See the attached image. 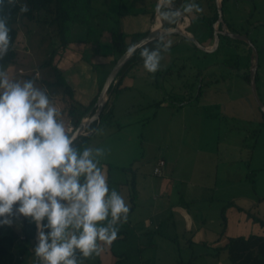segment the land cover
<instances>
[{
	"label": "rangeland",
	"instance_id": "rangeland-1",
	"mask_svg": "<svg viewBox=\"0 0 264 264\" xmlns=\"http://www.w3.org/2000/svg\"><path fill=\"white\" fill-rule=\"evenodd\" d=\"M241 2L246 6L247 16L243 21L239 18V24L232 28L246 35L257 49L256 89L264 102V0ZM117 6V0L94 2V7L102 10L101 15L104 12L112 15ZM38 15L40 19L47 17L43 11ZM141 21L133 20L137 27ZM44 25L26 18L18 20L17 54L3 69L10 79L26 80L25 74L36 68L32 63L43 61L52 52L58 39L53 27ZM77 28L75 25L73 35ZM238 45L235 50L221 45L214 51L218 64L205 69V64L191 53L197 48L187 50L183 45L180 48L176 45L168 49V54L160 52L159 70L168 55L174 61L175 71L186 65L181 69L178 84L193 70L203 69L201 77H193L195 86L191 96H195L200 84L203 88V95L193 103L182 102L185 94L181 88L174 89L175 94L170 90L178 76L163 78L159 73L162 70L138 72L142 77L129 82L132 88L118 94L113 120L99 126L96 138L107 131L112 133L94 149L104 150L100 165L109 178V190L115 189L122 195L132 210L127 222L119 225L117 240L105 246L106 250L99 255L83 260V264H176L180 260L187 262L191 256L195 262L186 264H232L225 249L219 250L216 258L199 255L200 249L213 252L214 248L197 242L196 228L202 220L205 227L222 228L221 210L228 205L225 209L228 230L233 219L232 204L229 205L232 202L264 220L263 116L250 83L242 77L248 70V61L252 63L247 55L249 46ZM234 63L236 67L227 66ZM17 68H22L24 74L18 73ZM128 81L126 78L125 83ZM40 89L46 91L47 87ZM61 96H56L55 102L57 106L60 104V119L64 123L68 106ZM162 99V105H153ZM159 159H164L166 165L157 175L153 168ZM164 179L175 182L176 188L162 189ZM189 182L200 188L187 193ZM159 219L163 221L156 229L151 222ZM21 220L22 217L12 223L17 231L21 230ZM243 230L244 235L256 233L257 223L250 219Z\"/></svg>",
	"mask_w": 264,
	"mask_h": 264
},
{
	"label": "clouds",
	"instance_id": "clouds-1",
	"mask_svg": "<svg viewBox=\"0 0 264 264\" xmlns=\"http://www.w3.org/2000/svg\"><path fill=\"white\" fill-rule=\"evenodd\" d=\"M17 2L0 0V13ZM28 11L26 3L19 5L21 14ZM156 11L173 24L202 9L194 0L182 8L174 0H158ZM9 20L10 12L0 14V60L11 45ZM138 47L145 70L157 72L159 49L134 44L125 55L130 58ZM60 116L33 80L10 79L0 69V226L28 218L38 231L33 249L38 264H83L117 240L130 209L122 195L109 190L100 165L104 150L74 147L76 137Z\"/></svg>",
	"mask_w": 264,
	"mask_h": 264
},
{
	"label": "trees",
	"instance_id": "trees-1",
	"mask_svg": "<svg viewBox=\"0 0 264 264\" xmlns=\"http://www.w3.org/2000/svg\"><path fill=\"white\" fill-rule=\"evenodd\" d=\"M95 1L96 0H23V2H20L18 0L16 7L9 9V7L6 6L3 10V13H0L8 14L10 12L9 27L11 28L10 35L12 38L8 53L2 60H0V69H4V67L8 63L12 62L16 57L17 52L15 49V44L18 36L17 23L19 18L40 21L41 23L53 27V31L57 36L58 42L57 45L52 48V52L42 63V66L51 67L52 79L46 81L47 85L51 88H61L62 91L69 96L70 105L68 109V116L72 123L70 131L76 127V125L84 116L93 113V111L95 110L94 104L97 97H94L88 105H83L74 100L71 86L66 81L58 66L52 62L54 57L58 59L59 57L64 56L68 51H76L79 52L81 56H83L85 49L91 48L90 44L108 40L111 45L113 54L112 63H114L116 59L127 49V47L139 38V36L137 35H131L132 37L130 41L127 42V34H125L122 30L109 29L100 27L95 24L93 22L97 16V13L95 11H98L97 8L94 7ZM208 1L212 4L213 13L212 15L204 16L202 19L208 26L209 30L212 32V24L213 21L217 18L218 12L214 6V0ZM24 3L28 5L29 11L21 14L19 12V5ZM220 3L221 8L223 9L225 1L221 0ZM41 11L45 12L47 17L40 19L38 14ZM105 13L106 12H104V14ZM224 22L228 30L236 32V30H234L231 25L226 23V21ZM75 25H77L78 28L74 32L75 35H73V28ZM173 25H175V23L169 24L168 22L164 21V26L166 27ZM218 27H220V25ZM186 40L188 39L186 38ZM188 41L191 43V46L193 48H197L192 41ZM158 43L159 45H157ZM239 43L248 45L243 40L233 39L231 37L220 34V44L217 49H219L221 45H226L230 48L233 47L235 50L238 48ZM165 45L167 44L164 43L163 37H160L148 42L144 46H147L150 51L156 50L158 48L160 52H163L170 48V46L167 45L168 47L166 49ZM140 50L141 49L138 48L137 51L118 71L114 82L109 86L108 98L105 106L103 107V110L99 115V118L91 122V124L86 129V131L89 133L81 134L76 138L74 147L79 149L81 152L83 148L88 147L89 139L95 129H97L102 124H109L113 120L114 100L121 91L129 87V85L125 83V76L138 61L143 60L139 55ZM250 54L251 48L249 46V52H247L249 58L248 60H250ZM225 62L223 63L225 64ZM235 64L236 63L229 65L227 64V66L236 67ZM184 65H181L179 69L175 71L173 61L163 72L159 73H161L162 77L176 75L181 78V69L184 68ZM246 66L248 67V70L242 73V77L244 78V80L249 82V61ZM202 71L203 69H195L186 77L187 79H185L184 77L180 80V84L185 89L187 94L185 95L183 101L181 100L182 102H190L202 95L203 88L200 84L195 96H191V93L194 90L195 86V79H193V77H201ZM257 78L258 75L256 71V81ZM174 86L175 84L173 83V87ZM175 93L176 92H174V94ZM162 102L163 99L158 100L154 103V105L158 107L162 104ZM261 113L263 116L261 123L264 126V113L262 111ZM230 204L237 206L239 210H244L242 207L236 205V203L232 202L229 203V205ZM226 206L228 205H225L221 210L222 229L225 228L226 223ZM131 210L132 209H130V211ZM244 211L246 212V210ZM246 213L249 214L251 219L258 223L264 231V220L256 215L250 214L248 212ZM21 231L23 237H20L13 224L11 226H0V264H26L27 258L31 255H34V262L35 264H38V261L33 252L35 241L31 231V222L28 218L22 217ZM223 248L228 251V255L232 264H264V232L262 234L252 233L247 236L239 235L236 237H232L228 240ZM187 262H191V260L189 259ZM187 262H182L180 260L176 264H186Z\"/></svg>",
	"mask_w": 264,
	"mask_h": 264
},
{
	"label": "crops",
	"instance_id": "crops-1",
	"mask_svg": "<svg viewBox=\"0 0 264 264\" xmlns=\"http://www.w3.org/2000/svg\"><path fill=\"white\" fill-rule=\"evenodd\" d=\"M118 6L116 10L113 11L112 15L109 14H100L102 13V10L95 11L97 13L96 18L94 19V23L97 24L100 27H105L109 29H120L125 34H127L126 41H130L131 35H137L141 37L142 35L146 34L153 26H155V23L158 21V25L160 23V20L158 18V13L156 11L158 0H117ZM174 4L177 6V8H182L185 4L191 2V0H174ZM224 7L222 9L223 12V19L228 23L229 25L239 24V18L245 19L247 16V11L244 10L246 8L244 2H241L242 0H224ZM196 4L200 6L202 9L201 12L196 13H187L185 14V17L189 19V23L184 26V29L186 32L190 33L192 36H194L203 46L211 47L214 38H213V31L211 32L206 25V23L203 21L204 16L212 15V4L209 3L208 0H194ZM221 2V0H220ZM214 6L217 9L216 1L214 0ZM138 18L142 21L140 22V26H135L133 20H136ZM184 18V17H183ZM183 18L179 21L180 23L183 21ZM20 19V18H19ZM223 21V24L226 26L225 22ZM239 21V22H238ZM177 22V21H176ZM214 22V21H213ZM238 22V23H237ZM18 24V23H17ZM46 25V24H45ZM44 25V26H45ZM221 25L220 23L217 25ZM213 26V24H212ZM50 27V26H48ZM212 33V34H211ZM189 40V39H188ZM186 40V38L180 34L172 33L167 34L163 36V41L165 44L169 45L170 48L173 46L183 45V48L187 50H192L191 43ZM56 43V42H55ZM57 45V44H55ZM91 48H86L85 52L83 53V56L79 52L76 51H68L65 53L64 56L59 57L52 60L53 63H55L59 70L62 72L63 76L65 77L66 81L69 83V85L72 88V95L73 99L77 102L88 105L89 102L94 98L97 97L99 94V91L101 89V86L111 69L113 63V54L111 50V45L106 41H100L97 43L90 44ZM197 47V46H196ZM25 48V47H23ZM174 48V47H173ZM178 48V50H179ZM227 48V46L225 47ZM29 50V48H28ZM169 50H166L164 54H168ZM183 51V50H182ZM226 52V51H225ZM195 56H197L202 63L205 64L204 69L208 68L209 66H212L213 64H218L216 62V59L214 58V51L213 52H207L202 49H199L197 47V50L191 52ZM170 54V53H169ZM228 54V51L226 52V55ZM87 55L92 56L91 58H87ZM49 56V54H48ZM166 56V55H165ZM205 57V58H204ZM202 58V60H201ZM204 58V59H203ZM205 62L204 60H206ZM45 58L43 61H34L32 64L34 69L30 70V74H25L26 80H33L35 82V85L38 88L47 87V90L45 91L47 95L49 96L52 104L57 107L58 110H60L58 103V106L56 105L55 98L56 96L63 97L64 100H67V119L64 122L66 131L70 132V128L72 126V123L70 121V118L68 116V109L70 105L69 96L65 94L61 88H51L47 85L46 81L51 80V67L50 66H42V63L46 60ZM63 62V63H62ZM171 55H168L166 62L163 64L161 70L162 72L172 63ZM160 69V68H159ZM198 69H202L199 67ZM161 70H158L157 73ZM7 72V70L5 69ZM17 72L20 74H24V70L22 68H17ZM138 72H142L143 74L148 73L144 66H143V60L138 61L127 73L125 76L126 78H129L128 85L129 87L125 90H129L132 88L133 84L129 83L132 80H135L138 76ZM172 77V76H169ZM146 78V77H145ZM163 78H166L164 76ZM177 83H174L175 86L173 87V83H171V86L169 87L171 91L179 90L181 88V92L186 95L185 89L181 86L179 82V77L176 78ZM208 82V81H207ZM207 82L205 84H207ZM127 84V83H126ZM124 91V90H123ZM203 95V93H202ZM117 98V97H116ZM115 98V99H116ZM185 98V97H184ZM201 96L198 98L192 100L193 102L197 101ZM191 101V102H192ZM192 102V103H193ZM154 105V104H153ZM162 105V104H161ZM180 107H182L183 104H180ZM160 106V105H159ZM115 109V106L113 107V110ZM90 115V114H87ZM85 117V116H84ZM99 128V127H98ZM97 128V129H98ZM93 132L91 135L88 147H91L94 149V147L102 142H104L109 136V134L112 133V131H107L103 135H100L96 138V131ZM118 129V128H116ZM89 133V132H87ZM94 140V141H93ZM96 140V141H95ZM164 160V159H163ZM165 161V160H164ZM166 165V162H165ZM164 165V166H165ZM109 181V178L107 179ZM183 181V180H181ZM193 182H189L186 184V189H188L187 193L191 194V189H198L200 187H196L197 184H193ZM200 185V184H198ZM162 189H168V186H172L176 188L177 184L175 182L169 183L168 180L164 179L161 181ZM232 224L231 227L226 230L227 224L225 225V228L222 229H213L210 227H205L204 221L200 223V225L196 228V231L194 235L197 236L196 240L200 244H202L204 247H213L214 251H209L208 249H200L199 255L204 256H210L211 258H216L219 256V250L224 249V245L228 242V240L232 237H236L239 235L247 236L248 234H243L242 231H244V227L249 224V220L251 217L246 214L244 210H239L238 207H233V205L230 206ZM241 207V206H240ZM162 210V209H161ZM236 210V211H235ZM161 212L159 211L160 218H161ZM162 219V218H161ZM14 219L13 221H15ZM252 220V219H251ZM161 221L163 220H157L154 222H151L156 229H158L161 225ZM227 221V220H226ZM254 222V221H253ZM15 224V222H13ZM125 224V223H123ZM21 226H22V220H21ZM258 226V231L256 230L257 234H262L264 231L263 229ZM15 228V227H14ZM21 229V228H20ZM16 230V229H15ZM17 231V230H16ZM20 235V237H23L22 231H17ZM251 234V233H250ZM22 235V236H21ZM118 236H120V231L118 233ZM191 245V244H190ZM103 250H106L105 247ZM226 250V249H225ZM228 252V251H227ZM191 262H195L194 256H191L190 258ZM184 262V261H182ZM189 262V263H191ZM26 264H35L34 262V255H31L27 258Z\"/></svg>",
	"mask_w": 264,
	"mask_h": 264
},
{
	"label": "water",
	"instance_id": "water-1",
	"mask_svg": "<svg viewBox=\"0 0 264 264\" xmlns=\"http://www.w3.org/2000/svg\"><path fill=\"white\" fill-rule=\"evenodd\" d=\"M215 1H216V5H217L218 16L213 22L214 42H213L211 47H206V46L201 45V43L194 36H192L190 33L185 31L184 27H182L181 23L179 22L183 17H185V15L182 18L178 19L177 22L175 23V25L166 27V26H164V21L161 20L159 14H158V18L160 20L159 25L153 26L146 34H144L141 37H139L138 39H136L129 46L134 45V44L135 45H145L154 39H157V38H160V37H163L167 34H172V33H176V34H180V35L184 36L185 38L192 41L199 49H202V50L207 51V52H213L218 48V46L220 44V34L231 37L233 39L243 40L251 48L250 58L252 60V63L250 65V69H249V83H250L251 93L255 99L256 104L258 105L260 110L264 113V102L259 98V96L257 94V89H256L255 75H256V70H257V59H258L257 49L255 48L252 41L246 35H243V34L237 33V32H232V31L227 29V27L223 24V12H222V8H221L220 0H215ZM174 6L177 8V6L175 4H174ZM219 23L221 24L220 27L217 26ZM125 52H126V50L116 59V61L112 65L111 69L109 70V72H108V74H107V76H106V78H105V80L101 86V89H100L99 94L97 96L96 102L94 104L95 110L93 111V113L83 117L79 121V123L76 125V127L69 132V135H74L77 138L79 135L85 134L87 132L86 129L91 124V122H93L99 118V115H100L101 111L103 110V107L105 106L107 98H108L109 86L114 82V79H115L118 71L122 68V66L129 59V57H127L125 55ZM31 231H32V235H33L35 245H36L38 243V231H37L36 224L33 222H31Z\"/></svg>",
	"mask_w": 264,
	"mask_h": 264
},
{
	"label": "built area",
	"instance_id": "built-area-1",
	"mask_svg": "<svg viewBox=\"0 0 264 264\" xmlns=\"http://www.w3.org/2000/svg\"><path fill=\"white\" fill-rule=\"evenodd\" d=\"M189 23V19L187 17L183 18V21L181 22V26L184 27ZM87 133V132H86ZM165 164V161L163 159H159L156 165L153 168V173L160 175L161 173V167Z\"/></svg>",
	"mask_w": 264,
	"mask_h": 264
},
{
	"label": "bare ground",
	"instance_id": "bare-ground-1",
	"mask_svg": "<svg viewBox=\"0 0 264 264\" xmlns=\"http://www.w3.org/2000/svg\"><path fill=\"white\" fill-rule=\"evenodd\" d=\"M156 26H158V21L155 23Z\"/></svg>",
	"mask_w": 264,
	"mask_h": 264
}]
</instances>
